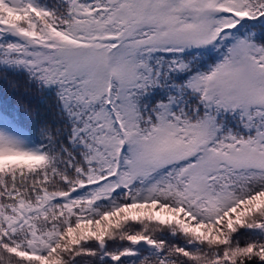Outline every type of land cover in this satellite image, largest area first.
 Segmentation results:
<instances>
[{"label":"snow or ice","instance_id":"snow-or-ice-1","mask_svg":"<svg viewBox=\"0 0 264 264\" xmlns=\"http://www.w3.org/2000/svg\"><path fill=\"white\" fill-rule=\"evenodd\" d=\"M0 264H264V0H0Z\"/></svg>","mask_w":264,"mask_h":264},{"label":"trees","instance_id":"trees-1","mask_svg":"<svg viewBox=\"0 0 264 264\" xmlns=\"http://www.w3.org/2000/svg\"><path fill=\"white\" fill-rule=\"evenodd\" d=\"M9 80H17L20 83V88L18 90H13L8 81L5 79H0V104L6 106H15L20 109L21 113L24 112L25 107L31 109V121H28L35 132L40 123L44 120H50L53 118V113L49 109L51 100L47 97H43L37 94L34 90L25 93L24 86L25 81L23 76H12L8 77Z\"/></svg>","mask_w":264,"mask_h":264}]
</instances>
